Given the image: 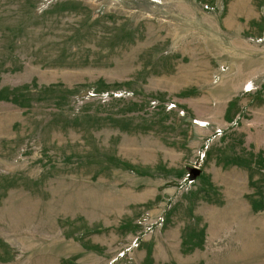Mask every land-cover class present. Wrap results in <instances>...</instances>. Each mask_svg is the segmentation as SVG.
I'll return each instance as SVG.
<instances>
[{"label":"rangeland","instance_id":"374dc122","mask_svg":"<svg viewBox=\"0 0 264 264\" xmlns=\"http://www.w3.org/2000/svg\"><path fill=\"white\" fill-rule=\"evenodd\" d=\"M0 264H264V0H0Z\"/></svg>","mask_w":264,"mask_h":264},{"label":"water","instance_id":"95a60500","mask_svg":"<svg viewBox=\"0 0 264 264\" xmlns=\"http://www.w3.org/2000/svg\"><path fill=\"white\" fill-rule=\"evenodd\" d=\"M191 172L193 173V175H196L197 173H198V171L197 170H191Z\"/></svg>","mask_w":264,"mask_h":264}]
</instances>
